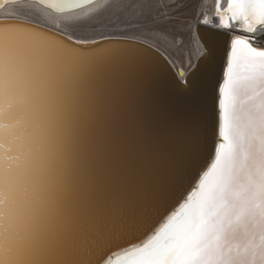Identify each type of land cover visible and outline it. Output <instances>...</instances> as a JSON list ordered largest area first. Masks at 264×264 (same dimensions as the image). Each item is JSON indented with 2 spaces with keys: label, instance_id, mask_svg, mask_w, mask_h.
Segmentation results:
<instances>
[{
  "label": "snow or ice",
  "instance_id": "obj_1",
  "mask_svg": "<svg viewBox=\"0 0 264 264\" xmlns=\"http://www.w3.org/2000/svg\"><path fill=\"white\" fill-rule=\"evenodd\" d=\"M48 3L49 0H44ZM91 0H56L66 8ZM220 26L264 29V0H228ZM212 54L211 38L206 41ZM85 59L19 25L0 27V264L35 259L58 229L48 146ZM220 142L185 187L97 234L87 264H264V47L231 37L220 87Z\"/></svg>",
  "mask_w": 264,
  "mask_h": 264
},
{
  "label": "water",
  "instance_id": "obj_2",
  "mask_svg": "<svg viewBox=\"0 0 264 264\" xmlns=\"http://www.w3.org/2000/svg\"><path fill=\"white\" fill-rule=\"evenodd\" d=\"M0 25L41 33L75 49L87 62L80 75L77 162L72 172L73 198L79 196L82 207L80 218L76 214V255L89 251L97 239L89 236L95 233L89 226L108 228L116 222L117 208L120 219L127 220L168 186L187 187L193 173L211 163L220 142L219 89L231 37L245 35L254 46L264 47L250 33L213 28L205 19L195 28L203 53L183 74L162 52L139 41L107 38L84 44L20 19L0 20Z\"/></svg>",
  "mask_w": 264,
  "mask_h": 264
},
{
  "label": "bare ground",
  "instance_id": "obj_3",
  "mask_svg": "<svg viewBox=\"0 0 264 264\" xmlns=\"http://www.w3.org/2000/svg\"><path fill=\"white\" fill-rule=\"evenodd\" d=\"M115 1L116 0H91V3L83 4L80 6L57 8L52 6L53 3L56 2V0H49L48 3H45L44 0H3L0 4V20L20 19L31 23H37V24L39 23V25H44L48 28L57 30L63 33L64 35L68 36L72 40L84 44L95 42L102 39H107V38H123V39L139 41L156 48L154 45L146 42L145 40H141L137 38L106 37L101 39L83 40V39L75 38L74 36L70 35L67 32L68 30L67 31L65 30L66 24L79 23L86 19H89L92 16L105 10ZM149 1L155 3V0H149ZM219 3H220V9L221 11H223L224 9L227 8L228 0H219ZM149 6L151 7V5ZM23 7L29 8V10L31 9L33 10V12L37 11L39 15L42 17L41 18L42 20L40 22H36L21 17L19 11H21L20 9ZM58 11H65V12H58ZM205 19L208 21V23H210V25L213 28L221 27L220 16L217 14V0L213 1L212 11L205 13L200 18L198 23ZM197 24L195 25L193 24V28H192L194 35L193 43L195 44L196 47V51H194L196 52L195 62L192 67H194L197 59L203 53L202 46L200 45L195 32V28ZM229 25L230 27L225 29L234 30L235 28L236 29L238 28L241 31H243L242 26L232 25L231 21H229ZM26 30L30 32H35L29 29ZM35 33L39 34L42 37H45L49 41L54 42L57 46L61 48L72 50L79 54V52L76 51L75 49L67 47L59 41H55L52 38L45 36L41 33L38 32ZM250 34H252L255 41L264 43V29L258 28L256 32ZM156 49L162 52L160 49L158 48ZM162 53L169 59L175 70L179 72L180 68L176 67L174 62L164 52ZM181 70L184 72L183 74H186L190 71V69H185V68H181ZM80 80L81 77L79 76L76 81L73 80L68 85L65 96L64 107L58 118L51 142L48 146V156L51 163V171H50L51 197H52L51 214H52L54 226L57 227L59 232L56 238L51 242H49V244L45 247V249L35 258L39 261V264H65V263L69 264L72 259H75L74 258L75 255L79 252L78 227H80V222H77L76 214L80 218V210L82 209V207H81L80 197L78 196L77 200L73 198L72 172H73L74 164L77 162L76 153H75V144H76L77 128L80 125V118H79V114H80L79 108H80V99H81L80 89H83V86L80 87ZM90 126L91 125L89 124L86 133L90 130ZM72 200H74V204H71ZM83 216H88V215H83ZM89 229L93 231L92 227L90 226ZM89 236L95 237L97 236V234L96 232L89 233Z\"/></svg>",
  "mask_w": 264,
  "mask_h": 264
},
{
  "label": "rangeland",
  "instance_id": "obj_4",
  "mask_svg": "<svg viewBox=\"0 0 264 264\" xmlns=\"http://www.w3.org/2000/svg\"><path fill=\"white\" fill-rule=\"evenodd\" d=\"M213 1L155 0L153 4L149 0H116L89 19L66 24L65 30H68L67 32L75 38L83 40L106 37L145 40L164 52L176 67L191 70L196 54L193 43V24H197L205 13L212 11ZM20 10L21 17L36 22L42 20L37 11L33 12L25 7ZM93 252L92 247L82 255H75V259H72L69 264H87Z\"/></svg>",
  "mask_w": 264,
  "mask_h": 264
}]
</instances>
